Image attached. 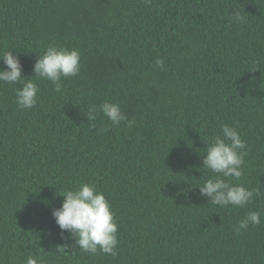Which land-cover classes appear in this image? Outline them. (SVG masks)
Here are the masks:
<instances>
[{
	"label": "trees",
	"instance_id": "1",
	"mask_svg": "<svg viewBox=\"0 0 264 264\" xmlns=\"http://www.w3.org/2000/svg\"><path fill=\"white\" fill-rule=\"evenodd\" d=\"M52 45L80 53L61 92L33 77ZM7 51L39 92L20 109V85L0 84V264H264V0H0ZM105 101L133 126L113 127ZM222 124L246 143L242 176L228 178L258 193L243 208L199 192ZM82 183L111 206L115 256L83 252L54 221ZM251 211L260 224L237 235Z\"/></svg>",
	"mask_w": 264,
	"mask_h": 264
},
{
	"label": "clouds",
	"instance_id": "2",
	"mask_svg": "<svg viewBox=\"0 0 264 264\" xmlns=\"http://www.w3.org/2000/svg\"><path fill=\"white\" fill-rule=\"evenodd\" d=\"M146 5L151 0H144ZM230 19L236 23H243L239 11L233 12ZM0 61L5 65L0 68V84L20 85L15 89L16 104L20 109L33 108L37 103L39 87L32 79L22 76V65L17 56L11 51L4 52ZM154 66L164 69V61L157 58ZM36 79L48 80L54 86V91L63 90L62 80L80 73V53L55 45L49 46L43 55L35 61L32 69ZM99 112L111 122L113 127H119L126 122V127H132L135 121L128 120L119 104L108 101L99 105ZM97 108L93 106L87 119L89 122L96 120ZM92 126H95L94 124ZM101 129V132L107 131ZM221 135L211 138L206 154L202 158V165L213 175L205 180L199 187L201 196L220 207L229 205L243 208L248 205L254 196L255 190H249L243 185L232 184L228 178L239 180L243 174L242 165L246 155V143L241 139L235 127L222 124ZM59 208L52 210V216L61 232H68L74 239L75 246L85 253L96 255L98 252L115 256L117 254L118 225L114 213L103 192L97 190L91 183H82L76 189L66 190ZM261 222V214L251 211L238 221L234 232L239 235L242 230H247L249 225L257 226ZM69 245H64L65 250ZM26 264H40L34 257H28Z\"/></svg>",
	"mask_w": 264,
	"mask_h": 264
}]
</instances>
